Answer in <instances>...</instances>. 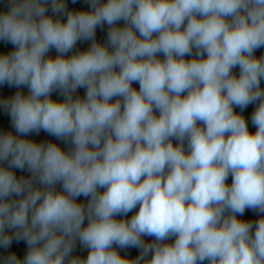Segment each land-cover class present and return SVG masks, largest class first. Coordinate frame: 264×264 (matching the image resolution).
<instances>
[{
  "label": "clouds",
  "instance_id": "clouds-1",
  "mask_svg": "<svg viewBox=\"0 0 264 264\" xmlns=\"http://www.w3.org/2000/svg\"><path fill=\"white\" fill-rule=\"evenodd\" d=\"M88 2L9 0L0 12L14 46L0 53V85L29 90L0 99L16 133L0 131V247L28 248L2 264H264V216L238 218L264 213V0ZM80 40L90 47L66 56ZM253 103L254 133L234 111ZM40 130L70 147L24 138ZM77 240L86 259L71 257Z\"/></svg>",
  "mask_w": 264,
  "mask_h": 264
},
{
  "label": "rangeland",
  "instance_id": "rangeland-1",
  "mask_svg": "<svg viewBox=\"0 0 264 264\" xmlns=\"http://www.w3.org/2000/svg\"><path fill=\"white\" fill-rule=\"evenodd\" d=\"M65 3L67 5L68 11H89L90 10V4H89L88 0H75V2H73V0H65ZM8 8H9V0H0V12H5L8 10ZM47 8H48V12L46 13V15L52 16L54 19L59 18V19L66 22V19H67L66 14H54V13H52L50 2L47 5ZM118 26H121V27L124 26V22L119 21ZM108 31H109V26L107 24H104L102 27L98 26L96 29V36H95L97 42L107 43ZM90 45H91V40H80L77 42L74 49L71 52L67 53L66 56H71L72 54H74L77 51H86L90 47ZM12 50H14V46L11 43H6V42L0 40V53H8ZM194 54H195V49L193 50V55ZM57 55H58V53L56 52L55 49H50L49 53L47 54V56L52 57V58H55ZM205 56H206V54H205ZM254 56H256L257 58L264 56V47L257 49L254 52ZM159 58L163 59L164 57L161 54L159 56ZM191 58H192L191 56L185 57V59H191ZM239 71H240L239 67L237 66L236 68L233 69V74L236 76H239ZM133 87L138 90L139 84L134 83ZM261 88L264 89V79L261 80ZM17 91H20L23 94L27 95L29 90L27 87L17 88L15 86L9 87L7 84H2V85H0V99L11 98L12 96L15 95V93ZM85 94H86L85 88H78L77 91L73 94V96H74V98L77 96H79L80 98H83L85 96ZM51 98L55 101H62L63 100V96L60 94V92L58 90L53 91V93L51 94ZM256 106H257L256 103L249 104L245 109H243L242 112H241L240 108H238V107L234 108V111L242 114L245 117L247 124H248V127H249V130L252 133H254L256 131L255 126L252 124V121H251V116H252V113L254 112ZM156 114L158 115V113H156ZM0 131H10L13 134H16L15 129H14L12 122H11L10 115L3 108H0ZM24 138L33 140L37 143L53 142V143H56L58 146H60L65 151H67L68 148L70 147V145L65 143L63 140L57 139L56 137L45 132L44 130H40L39 133L31 132V133L27 134V136ZM172 142L174 145L177 143L176 140H173ZM185 147H186V145H185ZM2 166L7 167V164L4 163ZM12 171L15 173V175L18 178L21 176H23L25 178H31V173L27 170V168H25L24 170L14 168V169H12ZM231 181H232V177H231V175H229L226 183H228L230 185ZM37 186H39V185H37ZM56 189H57V191H62V186L60 184H57ZM99 191L103 192L104 189H99ZM10 199H18V197L13 196V197H10ZM89 199H90V197L80 196L77 198V202L83 203L86 205ZM138 209H139V205L137 206V208H135L131 212H129L126 216H117L116 219H118V220L119 219L130 220L131 217L138 211ZM262 216H264V213H259L255 210H252V209H246L244 214L242 216H238V218L242 219V220H246V221H251L253 224H255V222L258 221ZM84 224H85V226L87 225V219H85ZM6 231H8L9 234H12L14 230H6ZM253 234H254V229H253ZM143 239L145 240L146 243H151V242H153L154 237L145 236V237H143ZM174 240H175V237H172L166 242L167 243H174ZM114 247L116 248V250L118 251V253L122 257L135 259L136 257H138L140 255V249L136 248V247H129V248H125V249H120L119 247H117L115 245H114ZM27 250H28V248H27L26 241H24V240L17 241L15 239H13L10 247H8L6 249L3 247H0V264H2V261L6 256L13 254V253H15L20 259H23L27 253ZM89 251H90V249L84 247L79 242V240H77L75 248H74L73 252L71 253V257L86 259ZM3 254H4V256H2ZM148 258H150V256L147 257L146 259H148ZM205 264H207V262H205Z\"/></svg>",
  "mask_w": 264,
  "mask_h": 264
},
{
  "label": "trees",
  "instance_id": "trees-1",
  "mask_svg": "<svg viewBox=\"0 0 264 264\" xmlns=\"http://www.w3.org/2000/svg\"><path fill=\"white\" fill-rule=\"evenodd\" d=\"M2 256H4V254Z\"/></svg>",
  "mask_w": 264,
  "mask_h": 264
}]
</instances>
